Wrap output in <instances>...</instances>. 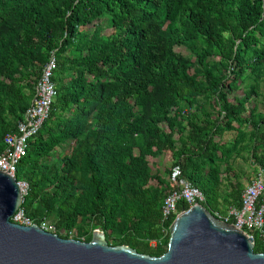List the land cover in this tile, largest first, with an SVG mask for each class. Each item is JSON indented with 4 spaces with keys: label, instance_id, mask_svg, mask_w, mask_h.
<instances>
[{
    "label": "trees",
    "instance_id": "1",
    "mask_svg": "<svg viewBox=\"0 0 264 264\" xmlns=\"http://www.w3.org/2000/svg\"><path fill=\"white\" fill-rule=\"evenodd\" d=\"M53 56L57 95L16 172L36 224L161 256L177 167L212 214L242 208L237 159L264 174V0H0V153Z\"/></svg>",
    "mask_w": 264,
    "mask_h": 264
},
{
    "label": "water",
    "instance_id": "2",
    "mask_svg": "<svg viewBox=\"0 0 264 264\" xmlns=\"http://www.w3.org/2000/svg\"><path fill=\"white\" fill-rule=\"evenodd\" d=\"M24 200L17 178L0 171V264H264L252 238L203 205L183 208L170 226L167 251L152 256L109 245L99 229L85 242L16 224L11 219Z\"/></svg>",
    "mask_w": 264,
    "mask_h": 264
},
{
    "label": "built area",
    "instance_id": "3",
    "mask_svg": "<svg viewBox=\"0 0 264 264\" xmlns=\"http://www.w3.org/2000/svg\"><path fill=\"white\" fill-rule=\"evenodd\" d=\"M55 68V58L45 66L40 79L35 85V95L30 108L24 115V119L17 125V132L7 134L4 138L5 148L0 153V171L6 172L16 178L17 165L20 160L26 156L29 141L36 137L43 124L49 118L52 104L56 98L57 90L52 81L53 70ZM23 196L28 193V185L19 181ZM173 184L174 191L165 199L162 207V234L163 238L170 233V227L166 224L179 213V204L185 203L189 208L196 205H203L205 197L203 193L194 187L189 181L180 177V169L174 170ZM218 219L228 222L230 216L235 218V227L244 231L255 243L256 235H259L264 241V174L259 171L250 183L246 186L243 194V203L240 210L230 209L229 215L224 217L215 213ZM12 222L24 226L36 224L27 216L25 208L21 205L18 211L12 217ZM41 229L56 234V226L47 219L37 224ZM171 226V225H170ZM151 247H157L162 244L161 241H150Z\"/></svg>",
    "mask_w": 264,
    "mask_h": 264
},
{
    "label": "rangeland",
    "instance_id": "4",
    "mask_svg": "<svg viewBox=\"0 0 264 264\" xmlns=\"http://www.w3.org/2000/svg\"><path fill=\"white\" fill-rule=\"evenodd\" d=\"M108 32L109 31H105L104 33H108ZM176 50L182 51L184 55H190V51L184 47L177 48ZM234 95L242 96L243 95L242 90L240 89V90L235 91L233 94H231V97H233ZM251 103H253V101H251ZM261 108H263L262 105H261ZM72 144L73 142H71V145ZM150 160L152 163H156V165H151L152 171L154 173L160 172L161 174H164L166 173V170H168L171 166L170 157L168 159L164 157H160V158H156V159L154 158ZM236 167L239 170L243 169V172L245 173V178L243 179V182L245 186H247L250 183V181L256 176V172L253 171V168L250 166V163L243 162L241 159H237ZM51 221L53 223L52 219Z\"/></svg>",
    "mask_w": 264,
    "mask_h": 264
},
{
    "label": "crops",
    "instance_id": "5",
    "mask_svg": "<svg viewBox=\"0 0 264 264\" xmlns=\"http://www.w3.org/2000/svg\"><path fill=\"white\" fill-rule=\"evenodd\" d=\"M257 174V173H256ZM255 178V177H254Z\"/></svg>",
    "mask_w": 264,
    "mask_h": 264
}]
</instances>
